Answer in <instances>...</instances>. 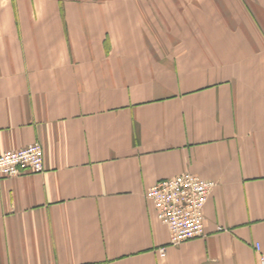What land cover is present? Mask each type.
<instances>
[{"label": "crops", "instance_id": "obj_1", "mask_svg": "<svg viewBox=\"0 0 264 264\" xmlns=\"http://www.w3.org/2000/svg\"><path fill=\"white\" fill-rule=\"evenodd\" d=\"M0 264H260L264 0H0ZM215 184L170 242L145 192Z\"/></svg>", "mask_w": 264, "mask_h": 264}, {"label": "built area", "instance_id": "obj_2", "mask_svg": "<svg viewBox=\"0 0 264 264\" xmlns=\"http://www.w3.org/2000/svg\"><path fill=\"white\" fill-rule=\"evenodd\" d=\"M42 168L43 149L38 141L0 154V177L38 172ZM214 184L186 172L158 180L147 189L145 196L154 206L158 220L168 227L171 243L203 236V206ZM256 249L260 264H264V253L258 244Z\"/></svg>", "mask_w": 264, "mask_h": 264}]
</instances>
